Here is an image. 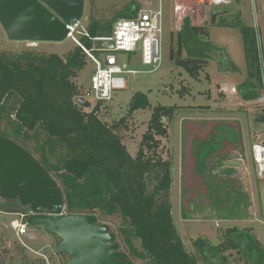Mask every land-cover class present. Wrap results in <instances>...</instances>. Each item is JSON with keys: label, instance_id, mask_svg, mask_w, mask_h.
<instances>
[{"label": "trees", "instance_id": "16d2710c", "mask_svg": "<svg viewBox=\"0 0 264 264\" xmlns=\"http://www.w3.org/2000/svg\"><path fill=\"white\" fill-rule=\"evenodd\" d=\"M140 11L141 5L134 0L111 20L92 15L86 29L92 39L81 36L80 40L92 49L93 39L110 36L117 21L134 19ZM241 16L238 12L234 22L225 18L216 26L241 33L248 76L238 92L244 101L256 102L264 91V64L256 29L246 25ZM210 35L207 26H195L190 17H185L179 32L170 34V61L199 79L210 59L204 54L188 53V44L209 43L206 40ZM87 61L79 46L65 57L37 50H0V135L29 151L57 181L64 192L65 213L96 215L100 222L120 217L117 236L134 262L214 264L219 260L217 264H230L226 253L237 250L249 258L247 262L264 264V248L253 235L237 228L229 229L221 244L199 239L194 242L195 253L187 250L172 214L173 163L159 152V138L168 135L164 120H171L178 107L154 108L140 149L132 156L121 136L127 118L110 126L99 118L104 103L93 106L94 102L89 101V107L77 103L86 92L74 80L86 69ZM149 107L148 97L138 93L130 103L129 114ZM234 203H239L240 209L242 203ZM0 209L29 215L19 202L3 200Z\"/></svg>", "mask_w": 264, "mask_h": 264}, {"label": "rangeland", "instance_id": "374dc122", "mask_svg": "<svg viewBox=\"0 0 264 264\" xmlns=\"http://www.w3.org/2000/svg\"><path fill=\"white\" fill-rule=\"evenodd\" d=\"M132 1L86 0L79 30L87 29L92 15L100 20H111ZM135 1L141 5V10L160 8V0ZM162 1L165 36L161 68L154 73L127 76V88L116 91L113 101L102 105L99 118L110 126L127 118L121 136L128 151L135 157L147 133L154 108L177 106L174 117L164 120L168 135L159 138V152L164 160L173 163L170 191L172 214L187 250L195 253L194 242L199 239L212 245L221 244L225 241L226 232L232 228L250 233L264 248V180L257 176L252 158L253 145L263 140L264 124L259 120L263 115V101L260 98L256 102H246L238 92V87L248 76L241 33L216 26L225 18L234 22L238 12H241L243 22L256 29L260 58L264 64V0H241L240 4L219 8L209 7L203 0ZM214 11L230 14L217 17L216 23L212 24ZM185 17H190L193 25H205L211 31L210 38L206 40L209 43L188 44V53L204 54L210 59L209 67L200 71L199 79L176 67L169 57L170 34L179 32ZM80 37L77 34V38ZM76 46L71 38L63 43L12 42L0 25L1 51L37 50L65 57ZM116 56L121 65L130 64L131 68L140 72L153 69L143 65L140 55L118 52ZM87 62L86 69L74 80L84 92L89 90L94 73V67ZM222 85L226 93L221 90ZM138 93L148 97L150 107L130 115V103ZM93 106L96 104L93 103ZM206 141L211 142L208 146L214 153L205 161L207 168L199 171L198 151ZM218 144L222 145L220 149ZM205 152L207 150H203ZM236 200L242 203L240 209L239 203H234ZM2 204L0 197V206ZM18 219L17 214L0 209V264L67 263L68 257L57 253L59 239L47 234L43 227L29 226L28 235L19 238L12 226ZM121 222L120 217H112L102 219L100 223L109 225L117 234ZM118 241L122 250L128 253L119 236ZM226 255L230 264H253L237 250H230ZM135 262L145 264L138 260ZM214 262L217 264L219 260Z\"/></svg>", "mask_w": 264, "mask_h": 264}, {"label": "water", "instance_id": "95a60500", "mask_svg": "<svg viewBox=\"0 0 264 264\" xmlns=\"http://www.w3.org/2000/svg\"><path fill=\"white\" fill-rule=\"evenodd\" d=\"M85 6L86 0H0V25L12 42L63 43L70 34L68 26L75 27L82 20ZM224 14L214 11L212 24ZM102 48L115 46L103 42ZM77 103L91 105L82 98ZM259 120L264 124V115ZM209 143L204 142L198 151L199 171L214 153ZM0 197L29 210L28 226L43 227L59 239L56 250L68 257L66 264H136L122 250L117 234L96 215L66 214L64 192L57 181L29 151L2 135Z\"/></svg>", "mask_w": 264, "mask_h": 264}, {"label": "built area", "instance_id": "2783aa9c", "mask_svg": "<svg viewBox=\"0 0 264 264\" xmlns=\"http://www.w3.org/2000/svg\"><path fill=\"white\" fill-rule=\"evenodd\" d=\"M235 0H203L209 7L231 6ZM79 24L70 27L71 38L88 57V61L94 67V73L90 78L89 90L82 97L84 100L95 104H106L113 101L116 91L127 88V76L157 72L163 64V39L165 36V10L163 1L160 0L159 10H141L134 19H121L114 25L113 32L108 37L95 38L92 49H87L77 34L92 39L86 29L79 30ZM103 42H111L115 48L103 49ZM118 52L130 53L133 56H141L143 65L152 67L148 72H140L131 68V65H121L116 56ZM261 100V99H260ZM264 111V91H263ZM263 140L252 147V158L257 176L264 180V132ZM19 219L12 223L13 229L19 238L28 235L27 219L29 215L17 214Z\"/></svg>", "mask_w": 264, "mask_h": 264}, {"label": "crops", "instance_id": "0c3cea01", "mask_svg": "<svg viewBox=\"0 0 264 264\" xmlns=\"http://www.w3.org/2000/svg\"><path fill=\"white\" fill-rule=\"evenodd\" d=\"M243 16V15H242ZM196 26V25H195ZM222 91H224L225 93H226V91L224 90V88H223V85H222V89H221ZM232 93H233V96H234V94H235V89H234V87L232 88ZM228 94V93H227ZM229 96V95H228Z\"/></svg>", "mask_w": 264, "mask_h": 264}, {"label": "flooded vegetation", "instance_id": "af4514ba", "mask_svg": "<svg viewBox=\"0 0 264 264\" xmlns=\"http://www.w3.org/2000/svg\"><path fill=\"white\" fill-rule=\"evenodd\" d=\"M225 134L227 133V132H224ZM220 138V137H219ZM218 143V142H217ZM217 146H219V149L222 147V145L221 144H218ZM223 168H225V166H223ZM223 170V169H222ZM224 171V170H223ZM29 214H30V212H29Z\"/></svg>", "mask_w": 264, "mask_h": 264}]
</instances>
